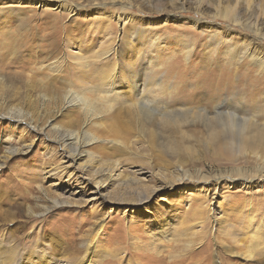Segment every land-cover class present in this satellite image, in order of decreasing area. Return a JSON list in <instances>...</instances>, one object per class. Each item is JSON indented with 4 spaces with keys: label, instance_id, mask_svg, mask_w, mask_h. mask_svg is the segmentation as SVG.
I'll return each instance as SVG.
<instances>
[{
    "label": "rangeland",
    "instance_id": "374dc122",
    "mask_svg": "<svg viewBox=\"0 0 264 264\" xmlns=\"http://www.w3.org/2000/svg\"><path fill=\"white\" fill-rule=\"evenodd\" d=\"M9 44L0 264H264V0H0ZM103 52L122 73L134 62L145 110L120 94L97 116L40 99L39 85L64 89L50 63ZM247 115L259 128L241 133Z\"/></svg>",
    "mask_w": 264,
    "mask_h": 264
},
{
    "label": "bare ground",
    "instance_id": "6f19581e",
    "mask_svg": "<svg viewBox=\"0 0 264 264\" xmlns=\"http://www.w3.org/2000/svg\"><path fill=\"white\" fill-rule=\"evenodd\" d=\"M56 38L57 37L55 35L46 36V40L49 41L51 51L47 53L45 52L41 53L45 55V58L47 56L50 57V55L54 56L56 53H58L57 52L58 48L56 47L57 46ZM11 46H14V44L4 45L3 47L1 45L0 52L4 54H9L7 53L8 50L6 49V47H11ZM108 54L109 53L103 52L101 56L95 55L93 56L95 61L90 63L87 62V57L79 58L74 55L71 56L72 61H69L65 56H64L65 58H63L62 60L53 61L48 65V68L52 72L54 73L57 72L58 74H60V76L56 78V80L61 81L62 79V84L64 86V89L62 86L61 88L60 87L51 88V87H46L44 85H39L37 86V89L39 90L40 93L39 94L40 99L42 98L43 100L51 101L52 104H56L58 102L59 105L60 103H62L63 98H65L68 105L80 106L81 108L84 109L86 114L97 116L100 110H104V111L111 110L113 106L112 102L114 101L111 99V97H113L112 95L120 94L119 95L120 97H118V99L121 102V104H123L122 106H127L125 108L126 110L130 112L134 111L135 113H137V107L139 105L141 106V110H145V108L148 107V105L151 104L153 101L147 100L148 98L145 93H144L145 95L140 96L139 94V96L137 95L136 97H132L130 95L131 89L136 87L134 81L132 80L133 72L131 70L134 65V62L129 63L130 69L126 73H122L120 70H116L115 63H111V62L97 63L103 57L107 59ZM65 62L70 63L71 66L70 67L67 66L68 70L67 72H65L64 75L62 66H64ZM71 67L73 68V71ZM80 69L81 70L85 69V71L87 72H84V70L80 71ZM6 77H12V76L7 75ZM87 77L89 78L92 77L93 80H96L94 83H97L98 85L84 87L82 85V82ZM17 78L18 79L15 80L17 82H22V81L25 82L26 80V77L23 75H19ZM66 79L69 81H66ZM75 80H77V82L79 83L74 85ZM4 83L5 82H3V84ZM27 87L30 88L31 90L35 88V86L30 84L27 85ZM155 89L159 90L158 88ZM142 92L144 91L142 90ZM0 93H1L0 96L4 95L3 98H5V96L6 97L8 96L10 100L16 99L18 95H20L19 90H15L13 86L9 88L2 86ZM85 93L92 96L91 100H89L86 97ZM100 94L104 95L105 97L99 96ZM125 109L124 110L121 109V111L124 112ZM128 111H126L125 114L131 116V113H129ZM199 111H201L202 113L198 114V116H200L205 121L210 120L209 118H207V112L205 111V109H200ZM135 113H133L134 117L136 115ZM122 114L123 113L119 112L116 115H113L114 118H111L113 124L115 123L116 126H121L126 123H128V125L129 124L132 125V122L129 119L126 121L124 120L122 121L120 119ZM242 123L244 129H242L243 131L241 133H244L246 130H249L248 126H256L259 128V124L256 121H253V116H249V115L245 116L244 118H242ZM64 137L65 140L63 139V141L68 143V145L65 146H70L75 141V136L73 134H68L67 136L64 135ZM254 150H256L254 153L255 155H257L256 157L258 158V160L264 164V146L261 147L259 150L258 149H254ZM71 155L73 159L80 157V154H78L75 150L71 153Z\"/></svg>",
    "mask_w": 264,
    "mask_h": 264
}]
</instances>
